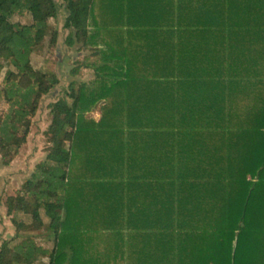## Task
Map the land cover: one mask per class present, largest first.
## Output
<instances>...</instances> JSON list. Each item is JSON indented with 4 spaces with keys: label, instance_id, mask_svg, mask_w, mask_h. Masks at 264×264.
Returning a JSON list of instances; mask_svg holds the SVG:
<instances>
[{
    "label": "trees",
    "instance_id": "1",
    "mask_svg": "<svg viewBox=\"0 0 264 264\" xmlns=\"http://www.w3.org/2000/svg\"><path fill=\"white\" fill-rule=\"evenodd\" d=\"M60 12L94 78L74 67L49 103L0 264H264V0H0L2 166L62 80Z\"/></svg>",
    "mask_w": 264,
    "mask_h": 264
},
{
    "label": "rangeland",
    "instance_id": "2",
    "mask_svg": "<svg viewBox=\"0 0 264 264\" xmlns=\"http://www.w3.org/2000/svg\"><path fill=\"white\" fill-rule=\"evenodd\" d=\"M58 24V30L55 32V37L58 39L54 49L48 51V57L51 58V68L58 71L59 77L62 79L53 90L45 94L40 102L39 108L32 118L31 130L27 136L26 142L20 147L15 159L6 166H0V243L2 239L7 238L15 233L16 228L12 224L10 214L7 213L4 205V198L7 194L13 193L16 188L21 187L23 182L33 174H39L40 171L36 168L38 162L43 160L47 154V146L52 142V118L49 114V103L54 101L62 86L65 85L63 80L66 73H70L74 67L78 68L77 76L81 75L87 80H92L94 74L91 71L92 63L97 60V57L92 56L91 50H73L64 44L65 35L67 33L63 26L64 14L60 12L55 21ZM43 62L39 59L38 64ZM16 78L20 74L19 69L12 64H8ZM4 69L0 67V81L3 79ZM28 75L34 76L35 69H28ZM95 117H99L98 110L92 112ZM63 137H68V134H61ZM56 143L62 144L63 140L56 137ZM18 226L23 234H34L35 230L27 219L19 212H16Z\"/></svg>",
    "mask_w": 264,
    "mask_h": 264
},
{
    "label": "crops",
    "instance_id": "3",
    "mask_svg": "<svg viewBox=\"0 0 264 264\" xmlns=\"http://www.w3.org/2000/svg\"><path fill=\"white\" fill-rule=\"evenodd\" d=\"M248 1H251V0H248ZM254 12H256V10L255 9H251V14L254 13Z\"/></svg>",
    "mask_w": 264,
    "mask_h": 264
}]
</instances>
